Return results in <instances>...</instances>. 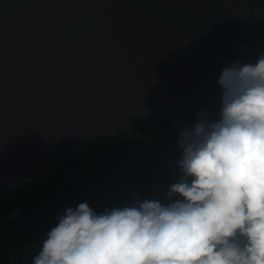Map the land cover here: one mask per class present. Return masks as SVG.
<instances>
[{
	"label": "water",
	"instance_id": "1",
	"mask_svg": "<svg viewBox=\"0 0 264 264\" xmlns=\"http://www.w3.org/2000/svg\"><path fill=\"white\" fill-rule=\"evenodd\" d=\"M261 50L264 0H0V187L157 111L216 118L221 71Z\"/></svg>",
	"mask_w": 264,
	"mask_h": 264
},
{
	"label": "clouds",
	"instance_id": "2",
	"mask_svg": "<svg viewBox=\"0 0 264 264\" xmlns=\"http://www.w3.org/2000/svg\"><path fill=\"white\" fill-rule=\"evenodd\" d=\"M217 83L216 118L201 109L179 131L164 193L67 207L31 264H264V50Z\"/></svg>",
	"mask_w": 264,
	"mask_h": 264
},
{
	"label": "trees",
	"instance_id": "3",
	"mask_svg": "<svg viewBox=\"0 0 264 264\" xmlns=\"http://www.w3.org/2000/svg\"><path fill=\"white\" fill-rule=\"evenodd\" d=\"M180 119L181 126H173L157 111L148 128L113 133L29 181L12 184L9 192L0 191V264H31L67 207L86 201L101 212L130 202L133 193L140 198L164 193L176 177L178 133L196 118Z\"/></svg>",
	"mask_w": 264,
	"mask_h": 264
},
{
	"label": "rangeland",
	"instance_id": "4",
	"mask_svg": "<svg viewBox=\"0 0 264 264\" xmlns=\"http://www.w3.org/2000/svg\"><path fill=\"white\" fill-rule=\"evenodd\" d=\"M10 187H12V184H7L5 187L3 186V188L1 187L0 191L9 192Z\"/></svg>",
	"mask_w": 264,
	"mask_h": 264
},
{
	"label": "flooded vegetation",
	"instance_id": "5",
	"mask_svg": "<svg viewBox=\"0 0 264 264\" xmlns=\"http://www.w3.org/2000/svg\"><path fill=\"white\" fill-rule=\"evenodd\" d=\"M180 116H185V115H180ZM180 116H179V120H178V123L175 125L172 121H169L173 126H176V127H180L181 126V119H180ZM209 118H213L212 116L209 117ZM214 119V118H213Z\"/></svg>",
	"mask_w": 264,
	"mask_h": 264
}]
</instances>
